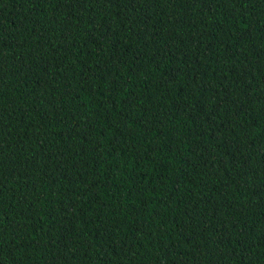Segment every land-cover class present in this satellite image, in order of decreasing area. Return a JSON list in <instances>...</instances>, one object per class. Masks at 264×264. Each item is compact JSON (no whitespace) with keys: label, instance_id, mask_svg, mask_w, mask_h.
Returning <instances> with one entry per match:
<instances>
[{"label":"trees","instance_id":"1","mask_svg":"<svg viewBox=\"0 0 264 264\" xmlns=\"http://www.w3.org/2000/svg\"><path fill=\"white\" fill-rule=\"evenodd\" d=\"M0 264H264V0H0Z\"/></svg>","mask_w":264,"mask_h":264}]
</instances>
